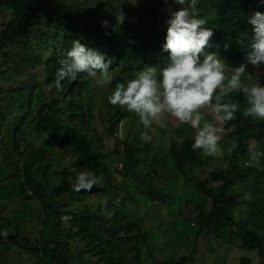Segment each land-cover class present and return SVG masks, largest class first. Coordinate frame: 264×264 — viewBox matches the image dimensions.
<instances>
[{"label": "trees", "instance_id": "1", "mask_svg": "<svg viewBox=\"0 0 264 264\" xmlns=\"http://www.w3.org/2000/svg\"><path fill=\"white\" fill-rule=\"evenodd\" d=\"M59 1L0 0V11H10V18L0 32V54L8 44H21L22 39H31V46L37 54L31 60L43 65L44 83L52 86L58 98L43 103L36 118L30 122L36 124V129L50 140H57L60 148L72 153L77 158L79 169L93 175L107 172L106 155L94 136L87 133L84 120L86 115L91 114L92 105L90 102L84 106L82 92L89 88L94 73L115 70L131 75L132 79L159 85L162 82L181 81L180 61L184 55L190 57L191 69H195L206 55L217 54L230 61L252 56L264 58V1L261 0H212L211 7L216 14L211 16L199 12L196 27L189 33L174 31L165 21H153L151 11L157 12V5L150 0H144L142 7L137 8H132L127 2L125 7L128 14L115 15L111 11L114 18L109 16L111 14L106 18L88 16L84 10L71 7L69 13L48 15V3ZM175 3L183 19L195 18L182 0ZM110 19L113 20L107 24L106 20ZM144 21L146 24L143 25ZM44 47L50 51L42 54ZM259 77L258 86H253V83L249 87L231 85L214 92L215 98L204 100L212 103L221 117L218 138L225 146V167L212 168L202 179L200 171L199 175L194 173L195 169L199 170L207 163L201 155L202 146L187 139L180 145L171 141L168 155L184 177L194 176V188L209 200L210 209L201 211L194 219L199 224L198 233L208 230L222 237L228 232L229 241L238 239L241 249L256 250L258 257L264 260V117L256 112L258 91L264 83V76ZM106 98V108L110 112L107 133L114 136L117 123L125 112L109 91ZM166 103L168 107L171 106V102ZM71 106L75 118L71 120L72 127L65 128L56 123V115L62 114L63 108ZM171 108L173 114L182 118L179 111ZM25 116H29L28 113L14 121L12 138L17 134L16 130L24 125ZM255 144H262V147L256 149ZM124 146L126 160L120 170L121 176L140 186V193L147 197L144 200H149L150 205L155 202L157 205L154 203V206L161 208L168 196L154 187L158 178L156 167L152 162L148 163L141 176V160L136 156L141 148L129 142H125ZM122 148V145H116V152L119 149L123 151ZM46 158L41 149L26 155L23 173L18 174L23 179L22 192L29 190L38 200L43 199L45 192L51 195L52 200L68 194L71 202L67 205V212L73 214L70 227L76 228L74 234L84 241L87 250L82 253L89 254L97 264H146L143 257L144 249L149 248L148 235L139 218H131L128 214L126 203L132 200L131 194L127 192L114 198L118 205L101 201L96 209L85 212L74 207L83 189L73 188L62 174L65 171L61 173V182L56 186L47 188L34 183L30 173L35 168L36 172L45 176L48 169ZM252 180L249 189L238 190V185L243 187L242 183ZM102 190L106 191L105 188ZM113 193L116 196L115 191ZM249 194L251 198L246 202L244 197ZM241 205H246L247 217L235 219V210ZM46 207L49 216L58 224V205L47 203ZM255 223L261 225L256 229ZM13 233L16 232H3L0 243L12 242L30 249L25 239L14 237ZM56 241L40 245V254L60 264L71 263L63 250L67 242L59 231ZM186 260L188 258L182 257L159 263L150 257L151 264H182ZM238 264H251V260L244 257Z\"/></svg>", "mask_w": 264, "mask_h": 264}, {"label": "rangeland", "instance_id": "2", "mask_svg": "<svg viewBox=\"0 0 264 264\" xmlns=\"http://www.w3.org/2000/svg\"><path fill=\"white\" fill-rule=\"evenodd\" d=\"M143 1L60 0L48 3L50 9H47V13L65 14L69 13L71 7L84 10L88 16L106 18L111 14L109 16L114 18L113 15L117 13L128 14L125 7L127 2H130L132 8H137ZM150 1L157 5V12L151 11V19L165 21L177 32L193 31L199 12L211 16L216 14L211 7L212 0H182L191 11L190 15L195 17L193 20L183 19L176 0ZM139 11L140 9L137 10ZM9 18V9L0 11V32ZM112 20H106L107 24ZM142 24H146V21ZM49 51L44 47L41 52L44 54ZM36 57L30 38L29 41L22 39L21 44H8L0 54V235L13 230L16 232L13 235L25 239L30 247L23 248L24 246L12 242L0 243V264H60L43 257L39 252L40 245L47 241L57 242L58 231L67 242L63 250L71 260L69 264H97L89 254L82 253L87 250L84 241L74 234L76 228L70 227L73 214L67 212V205L71 202L68 194L56 196L52 200L51 195L45 192L43 199L38 200L29 190L22 192L23 179L18 174L23 173L26 155L38 149L44 150L48 169L43 176L33 168L30 174L34 183L49 188L58 185L64 175L73 188L83 189L78 196L79 200L74 202V207L85 212L88 209L93 211L101 201L118 205L114 198L127 192L131 194L132 200L126 203L128 214L131 218H139L148 235L149 248L144 249L143 257L146 264H151L150 257L159 263L188 258L182 264H238L240 259L249 257L251 264H264L256 250L241 249L236 238L229 241L228 232L222 237L215 236L208 230L198 233L199 224L194 219L201 211L210 209L209 200L194 188V176L184 177L168 155L171 141L180 145L187 139L202 146L201 155L207 163L204 169L194 171L198 175L200 171L202 179L212 168L225 167V146L218 138L221 117L215 106L204 100L215 98L214 92L231 85H260L259 76H264L262 56L230 61L217 54L206 55L196 64L195 69H191L190 57L184 55L182 62L180 61L181 81L162 82L159 85L132 79L131 75L117 73L115 70L94 73L89 88L82 95L85 98L84 106L90 102L92 105L91 114L84 117L86 131L94 136L106 155L107 172L100 175L79 169L77 158L72 153L66 148H60L57 140H50L36 129V124L30 122L36 118L43 103L58 98V94L52 91V86L44 83L43 65L31 60ZM261 86L256 112L258 116L264 117V83ZM108 91L125 112L117 123L114 136L107 133V117L110 113L106 108ZM198 97L201 99H197ZM167 101L171 102L170 107L166 105ZM171 107L179 111L182 118L173 114ZM25 112L29 116H25L24 125L16 130L17 134L12 138L14 121ZM73 112L72 106L63 108L62 114L56 115V123L71 128V120L75 118ZM125 142L141 148L136 155L141 160V176L148 163L152 162L153 167H156L158 178L154 187L168 196L166 202L161 203L163 207L157 209L160 206H154L156 203L150 205L149 200H144L147 197L140 193L141 187L128 177L121 176L120 170L126 160ZM118 144L122 145L123 151L119 149L116 152ZM254 147L260 149L262 144H255ZM248 163L249 161L246 162L247 165ZM242 184L243 187L238 185L242 188L237 187L239 191L249 189L253 180ZM250 196L244 197L246 202L250 200ZM47 203L58 205V224L49 216ZM246 217V205L235 210V219ZM255 224L256 229L261 225Z\"/></svg>", "mask_w": 264, "mask_h": 264}, {"label": "water", "instance_id": "3", "mask_svg": "<svg viewBox=\"0 0 264 264\" xmlns=\"http://www.w3.org/2000/svg\"><path fill=\"white\" fill-rule=\"evenodd\" d=\"M15 237V235H13Z\"/></svg>", "mask_w": 264, "mask_h": 264}, {"label": "clouds", "instance_id": "4", "mask_svg": "<svg viewBox=\"0 0 264 264\" xmlns=\"http://www.w3.org/2000/svg\"><path fill=\"white\" fill-rule=\"evenodd\" d=\"M155 203V202H154Z\"/></svg>", "mask_w": 264, "mask_h": 264}]
</instances>
